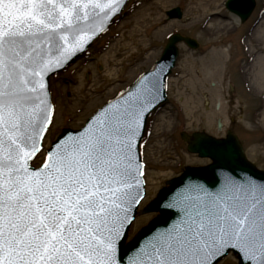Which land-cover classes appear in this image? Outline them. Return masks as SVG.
Instances as JSON below:
<instances>
[{"label":"snow or ice","instance_id":"1","mask_svg":"<svg viewBox=\"0 0 264 264\" xmlns=\"http://www.w3.org/2000/svg\"><path fill=\"white\" fill-rule=\"evenodd\" d=\"M121 0H0V264H264V181L183 183L170 223L124 241L145 196L139 151L163 82L150 71L44 150L48 77L87 50ZM46 151L34 167V159ZM207 154L221 158L224 143Z\"/></svg>","mask_w":264,"mask_h":264},{"label":"rangeland","instance_id":"2","mask_svg":"<svg viewBox=\"0 0 264 264\" xmlns=\"http://www.w3.org/2000/svg\"><path fill=\"white\" fill-rule=\"evenodd\" d=\"M170 1L160 6L163 27L157 26L148 34L142 28L147 40L144 47L153 50L150 59L148 50L139 52L117 67L116 73L112 61L123 53L122 47L108 57L105 55L110 42L124 32L126 36L129 33L130 24L124 31L119 30L122 21L136 22L139 15L149 9V4L159 2L131 0L123 16L92 45L89 53L52 77L50 84L56 113L45 140L46 148H50L64 129H80L106 101L146 72L160 58L170 35L180 33L198 41L197 51L180 45L179 75L169 81L170 101L150 119L148 130L151 134L143 148L147 198L141 209L184 168L210 163L187 151L182 132L205 131L216 138H224L230 131L241 140L247 158L264 170V81H260L264 78V59H258L264 57V50L260 52L264 39L256 32L264 21V0H256V9L245 24L228 11L227 0L220 1V10H202L196 14L190 10V1L193 7L198 0ZM177 7L182 9V19H169L167 12ZM218 11L222 13L214 16ZM150 18L153 19V15ZM211 19L215 22L209 23ZM209 46L212 47L206 52ZM219 120L223 123L221 129L218 128ZM44 156L42 153L34 165L39 166ZM157 216L156 213L139 215L129 230L127 242ZM222 264L239 262L230 255Z\"/></svg>","mask_w":264,"mask_h":264},{"label":"water","instance_id":"3","mask_svg":"<svg viewBox=\"0 0 264 264\" xmlns=\"http://www.w3.org/2000/svg\"><path fill=\"white\" fill-rule=\"evenodd\" d=\"M128 1L129 0H121V2L125 6L128 3ZM125 6L123 7V10ZM226 6L230 11L240 16V18L244 22L252 14L253 10L255 9L256 3H255V0H229ZM122 11L120 12V14L122 13ZM168 14L171 18H181L182 17V12L179 8L174 9ZM112 23H113V20L110 23V25L107 27V29L112 25ZM95 39L91 41L90 45L87 47V50L91 47L92 42ZM180 41H185L192 47H196L194 45V40H191L189 38H182L179 35H175L170 38L169 44L164 52L162 59L150 70V71H155L157 74H159V76L162 79L163 85H164V87L162 88L161 98L157 101H154V104L156 106L151 111V113L158 106L164 104L167 101V96H166L167 77L170 74L171 69L175 66V63L178 57V49L176 45ZM86 51H84L77 58H75L72 62H70L66 66V68H64L63 70L57 73L65 71L68 66L73 64ZM55 74H52L48 77L49 92H50V78L51 76ZM134 83L128 89L132 88ZM150 114L147 115L146 124H147V120ZM221 126L222 124L221 122H219V128H221ZM145 128L146 126L143 129V135H144ZM74 132L76 131L72 129H65L61 135H64L65 133L70 135ZM183 137L188 142V151L190 153L198 154L200 158H207V159H210L212 162L206 166H200V167L188 166L185 168L181 176L167 181V186L163 187L157 194V197L144 210L140 211V214L159 213V215L156 218H154L151 222H149L147 226L142 228L130 242L127 243V239H126L124 241L125 249H128L130 246L136 243V238L138 234L146 233L151 228H162L166 226L167 223L171 222V220L174 218V213L168 210L166 207H164V205L167 201V198L170 197L172 192L178 189L183 183H186L188 181H196V182H199L211 188V187L218 185L228 174H233L237 177H251L255 179L257 182L264 181V171L258 169L252 162H250L247 159L245 150L242 146L241 141L232 132L229 131L225 138H220V139L213 137L204 132L194 133L191 139H189L185 135H183ZM141 140L139 141V145H140ZM221 143H224L227 146V154L224 157L214 158L213 155L207 154V150L209 146L221 144ZM145 194H146V190H145ZM138 208L135 210L136 216L139 213Z\"/></svg>","mask_w":264,"mask_h":264},{"label":"bare ground","instance_id":"4","mask_svg":"<svg viewBox=\"0 0 264 264\" xmlns=\"http://www.w3.org/2000/svg\"><path fill=\"white\" fill-rule=\"evenodd\" d=\"M221 0H198L195 5L192 7L193 3L190 1V10L194 11V13H201L202 10L206 12L220 10L221 9ZM169 3H171L170 0H159V2L154 3L153 5L149 4L148 10L146 12L144 11L141 15H139V18L136 22L128 21H122L118 28L119 30L124 31L127 25L130 24V30L129 33L126 36V32H124L122 35L118 36V38L115 41H112L109 43V46L107 47L106 51V57H108L111 53L117 52V50L120 48V50L123 51V53L120 56H117V59H114L112 62H114V66L116 67V73H117V67H120L123 65V62L126 61L128 58L133 57L134 55L138 54L139 52H149L148 58L150 59L153 56V50L151 47H144V43L147 41L145 40V34H148V32L152 30H156L157 26L164 25V20L162 19V16L160 14V6H166ZM222 11H218L214 13L215 15L221 14ZM150 15H153V19L150 18ZM209 23H214V20H208ZM163 27V26H162ZM142 28H145V34L142 33ZM166 28V26H165ZM256 32L258 33V36L260 34L263 36L262 40L264 39V21L259 25ZM256 36V33L254 34ZM124 37V38H123ZM263 48L260 49L264 50V40L261 45ZM143 50V51H142ZM264 54V52H262ZM259 60H263L264 57L262 55L261 58H258ZM260 60V61H261ZM110 64V63H109ZM262 71V69H261ZM116 73L114 75H116ZM262 74V73H261ZM260 81H264V78H260ZM223 124V123H222Z\"/></svg>","mask_w":264,"mask_h":264},{"label":"flooded vegetation","instance_id":"5","mask_svg":"<svg viewBox=\"0 0 264 264\" xmlns=\"http://www.w3.org/2000/svg\"><path fill=\"white\" fill-rule=\"evenodd\" d=\"M185 36V35H184ZM199 46L198 45V48L196 49V51L199 49ZM212 46H209L207 49H206V52L211 49ZM165 48V47H164ZM190 49V48H189ZM192 50V49H191ZM205 52V53H206ZM179 58H180V49H178V57H177V62H176V65L175 67L171 70L170 74H169V80H171L172 78H174V76H177L179 75V73L177 72V69H178V61H179Z\"/></svg>","mask_w":264,"mask_h":264}]
</instances>
